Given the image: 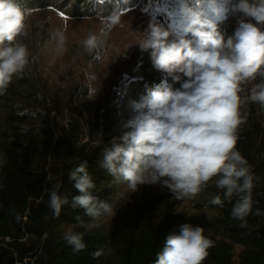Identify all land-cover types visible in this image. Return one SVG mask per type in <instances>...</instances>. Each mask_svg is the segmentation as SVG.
Segmentation results:
<instances>
[{"label": "clouds", "instance_id": "obj_1", "mask_svg": "<svg viewBox=\"0 0 264 264\" xmlns=\"http://www.w3.org/2000/svg\"><path fill=\"white\" fill-rule=\"evenodd\" d=\"M207 2L206 12L178 0L182 35L155 22L143 31L140 49L150 50L154 68L180 82V87L173 88L164 80L133 101L134 115L123 125L126 131L104 148L100 166L127 182L132 193L140 185H160L177 199L196 196L217 178L215 186L224 190L225 197H238L231 215L245 227L253 211L252 192L258 177L237 144L240 127L247 120L242 106L251 101L264 107V0L232 4L231 12L239 19L227 38L219 27L226 12L222 0ZM103 3L96 0L97 5ZM30 12L20 0H0V93L29 66L31 54L18 37L27 35L25 21ZM107 19L113 25L120 22L115 12ZM53 38L57 53L66 52L65 33L57 30ZM81 43L90 52L99 46L101 37L89 32ZM250 81L258 82L245 98L241 94ZM69 179L80 193L71 198L73 209H83L93 221L113 214L112 203L92 195L96 185L87 161L75 167ZM60 188L57 183L49 190V207L57 217L69 204ZM212 202L223 205L219 196ZM255 214L261 215L260 209ZM77 220L83 223L79 216ZM204 233L202 226L181 225L179 234L166 238L155 264H203L215 244ZM65 240L73 251L86 248L83 233L70 232ZM101 254L98 250L93 255Z\"/></svg>", "mask_w": 264, "mask_h": 264}, {"label": "trees", "instance_id": "obj_2", "mask_svg": "<svg viewBox=\"0 0 264 264\" xmlns=\"http://www.w3.org/2000/svg\"><path fill=\"white\" fill-rule=\"evenodd\" d=\"M140 1L104 0L102 5H97L96 0H20V3L30 10H60L71 18L106 19L114 12L133 10ZM24 39L31 54L29 66L0 93V264H155L166 238L179 234L180 226L185 224V213L176 210L172 202L162 204L152 220L133 223L123 236H118L121 231L118 221L105 233L100 232L94 225L97 221L86 216L83 209L70 206L71 198L80 193L69 176L85 161L96 185L92 195L98 199L112 203L117 188L125 182L100 166L104 148L110 147L120 134L102 138L98 131L102 123L107 131L113 130L116 111L111 115L101 114L98 107L92 111L91 100H86L89 104L84 102L81 108L91 118L88 135L79 123L81 114L77 111L73 115L80 119L73 116L65 126L55 127L51 118L54 108L33 63L38 50L49 41L50 32L32 27ZM151 66V57L139 65L138 72L142 75L131 80L128 95L141 98L149 88L161 83L154 66V72L149 73ZM164 74L168 85L180 87V82ZM256 82L245 85L241 95L247 98ZM81 96L72 92L66 100L82 103ZM241 111L247 120L240 127L237 149L258 177L252 192L253 211L246 218V226L241 227L242 222L231 215L238 197H225L224 190L215 186L217 178L203 188V195L194 205L214 218L219 229V241L209 249L203 264H264V107L247 101ZM57 183H61V195L69 199L58 217L49 207V190ZM217 196L223 201L222 206L212 202ZM257 209L261 215L255 214ZM70 232L83 233L84 250L73 251L67 244L65 236ZM233 245L241 248L236 257ZM98 250L102 254L94 256Z\"/></svg>", "mask_w": 264, "mask_h": 264}, {"label": "rangeland", "instance_id": "obj_3", "mask_svg": "<svg viewBox=\"0 0 264 264\" xmlns=\"http://www.w3.org/2000/svg\"><path fill=\"white\" fill-rule=\"evenodd\" d=\"M160 2L164 3L163 7L150 19L152 6L159 5ZM170 2L178 3V0H141L133 10L118 14L120 22L115 25L111 24L107 18L101 17L71 18L60 10L52 8L31 10L25 21L27 34L32 27L35 30L46 29L50 32L49 41L38 50L33 63L45 82L46 93L54 108L51 110V118L55 127L65 126V122L77 111L81 114V119L76 116L74 118L80 119L79 123L88 135L89 128H92L91 118L83 111L81 105L84 102L89 104L86 100H91L92 111H95L97 107L99 112L105 115H109L113 110L116 111L114 114L116 126L109 132L106 130L107 126L102 123L98 131V134H101L100 137L108 138L111 133H118L121 136L126 131L123 127L124 123L134 115L132 102L140 100L138 96L128 95L127 90L131 80L142 75L138 72L139 65L144 59L150 57V50L142 51L138 45L143 39V29L148 27L149 22H155L171 29L176 35L183 34V32L174 31V28L182 29L180 23L183 21H176L173 26L165 17L175 9L179 14V7H173ZM236 2L237 0H227L224 3L226 12L219 22V27L225 33V38L231 35L237 26L239 17L231 12V6ZM141 18H143L142 22ZM57 30L63 31L67 38V51L61 54L57 53V44L53 38V33ZM89 32H94L101 37L99 46L90 52L86 51L81 43ZM24 37H18V40L27 45ZM187 38L193 39L191 34H188ZM152 67L149 70L150 74L154 72ZM130 74L132 77L126 82L125 78ZM120 86H127V96L125 94L122 108L117 110L115 90ZM72 92L76 95L82 94V103L75 102L73 99L71 102L66 100ZM203 192L202 189L192 198L177 199L173 193L166 188L162 189L160 185H140L139 190L132 193L127 182H123L112 198L113 214L102 216L94 225L98 231L105 233L111 224L118 221L121 231L117 232V235L123 236L126 229L129 226L132 227L133 223L152 220L162 204L172 202L176 210L185 213V223L202 226L205 229L204 234L216 243L219 241L216 221L210 215L200 212L194 205ZM240 250L239 246L233 245L235 257Z\"/></svg>", "mask_w": 264, "mask_h": 264}, {"label": "built area", "instance_id": "obj_4", "mask_svg": "<svg viewBox=\"0 0 264 264\" xmlns=\"http://www.w3.org/2000/svg\"><path fill=\"white\" fill-rule=\"evenodd\" d=\"M161 8H162V6H159V9H158L157 11H153V10H151V11H152V14L150 15L149 18L152 19L153 16H154L157 12H159ZM178 15H179V14H178V10L175 9L171 14H169V16L166 15L165 17H167L168 20L170 21V23H171L173 26H175L176 21H177V19H178ZM145 29H147V28H145ZM145 29H143V31H144ZM155 73H156L158 79L161 80V82L164 81V80H166V75H165L164 73L158 71L157 69H155ZM131 77H132L131 74L128 75V76H126L125 81L128 82V81H129L128 78H131ZM134 79H135V78H134ZM126 88H127V86H125V87H121V86H120V87H118V88L115 90V108H116L117 110H120V109L122 108V105H123V103H124V99H125Z\"/></svg>", "mask_w": 264, "mask_h": 264}, {"label": "bare ground", "instance_id": "obj_5", "mask_svg": "<svg viewBox=\"0 0 264 264\" xmlns=\"http://www.w3.org/2000/svg\"><path fill=\"white\" fill-rule=\"evenodd\" d=\"M165 1H167V0H165ZM187 2H188L191 6H193V7L200 6V7H202L205 11H208L209 5H208L207 0H187ZM222 2H223V4H224V3L227 2V0H223ZM163 5H164V3H161V2L159 3V5H158V4H154V5L152 6V10H153V11H157V10L159 9V6H162V7H163ZM170 5H173V7H179V4H178V3H174V2H170ZM140 20H141V22H142L143 18H141ZM177 21H182V18H181L180 15H178V19H177ZM180 25H181V27H182L183 23H180ZM174 31H177V32H179V33H182V29H181V28H174Z\"/></svg>", "mask_w": 264, "mask_h": 264}]
</instances>
